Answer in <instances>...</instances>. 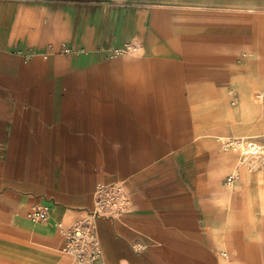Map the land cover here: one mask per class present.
<instances>
[{
    "label": "crops",
    "instance_id": "1",
    "mask_svg": "<svg viewBox=\"0 0 264 264\" xmlns=\"http://www.w3.org/2000/svg\"><path fill=\"white\" fill-rule=\"evenodd\" d=\"M255 77L264 0H0V264H264V162L221 140L264 135L225 127ZM118 181L128 206L77 262L63 231Z\"/></svg>",
    "mask_w": 264,
    "mask_h": 264
},
{
    "label": "built area",
    "instance_id": "2",
    "mask_svg": "<svg viewBox=\"0 0 264 264\" xmlns=\"http://www.w3.org/2000/svg\"><path fill=\"white\" fill-rule=\"evenodd\" d=\"M126 49H130V47ZM126 49L113 50V53L119 54ZM71 51L70 48H64L62 50L63 53H69ZM32 55H27L26 59L29 60ZM43 55L46 58L48 57V54ZM257 96L264 98V92ZM226 147L233 148L236 151L239 150V146L234 147L233 143L226 145ZM234 176L235 174H232L229 180ZM128 204L129 198L123 182L118 181L99 185L96 190V204L94 209L63 231L65 236L63 252L71 255L77 262L89 263L95 260L100 253V242L96 225L98 218L116 217L121 214ZM49 211L50 209L47 204L37 203L32 206L28 215L33 221L40 222L48 218Z\"/></svg>",
    "mask_w": 264,
    "mask_h": 264
},
{
    "label": "rangeland",
    "instance_id": "3",
    "mask_svg": "<svg viewBox=\"0 0 264 264\" xmlns=\"http://www.w3.org/2000/svg\"><path fill=\"white\" fill-rule=\"evenodd\" d=\"M193 62L191 61V65L193 67L196 66H201L202 62H196L197 58H192ZM210 59H214L215 58H210ZM252 60V64H253V68L254 67H259L261 66V63H259V60L262 59L261 57H251L249 58V56H245V57H236V58H231V57H225V58H221L222 63H216L215 62H209L208 64V75L210 77V80L213 81H217V76H218V71L216 66L218 64H221V66L224 64L226 65V67L228 66H232V64H238V65H248V61ZM228 70V71H227ZM232 69H226L225 72V76H226V81L229 80V77H232L233 72L230 71ZM245 72V71H244ZM242 72L241 73V85H244V83H248V76L249 74L247 72ZM247 73V74H246ZM224 74L221 72L220 76L222 77ZM253 76H257L258 77V73L257 74H253ZM245 77H247L245 79ZM245 79V80H244ZM254 79V81H253ZM252 79V84L254 87V97L252 98V101L249 104H242L240 105V110L239 113L237 112H232V110H230L229 112L226 111V118L229 119L228 122L225 123V127L226 128H232V125L234 122L233 118L235 117L236 119H238V117L240 116V120L235 122V124H239V128L241 131H243V129H247L249 127V124L252 122V120L250 121L251 116L250 115H256L257 118H261L264 119V98H260L257 95L264 92V79L263 78H253ZM230 96L232 97V103H236V98H235V92L234 90H230ZM234 96V97H233ZM234 106V104L232 105ZM211 110L213 115H216V110H217V106L216 105H209L208 106ZM215 118V117H214ZM215 121V120H214ZM259 122V121H258ZM215 124L216 122H210ZM255 123V122H253ZM248 133H240L235 134V136H227L225 138H222L221 140L223 141L224 145H228L230 143H233L234 147H238L239 146V152L241 153L243 159L242 162L244 160H246L245 162H248V159L250 157H254L256 158L258 161H262V163L264 162V135L260 136V137H246ZM255 143L259 146V151L257 154H252L251 150L248 148V144L249 143ZM247 151H249L247 153Z\"/></svg>",
    "mask_w": 264,
    "mask_h": 264
},
{
    "label": "bare ground",
    "instance_id": "4",
    "mask_svg": "<svg viewBox=\"0 0 264 264\" xmlns=\"http://www.w3.org/2000/svg\"><path fill=\"white\" fill-rule=\"evenodd\" d=\"M248 148L251 150L252 153H258V151L260 149L259 146L253 142L248 144ZM248 152L249 151H247V153Z\"/></svg>",
    "mask_w": 264,
    "mask_h": 264
}]
</instances>
